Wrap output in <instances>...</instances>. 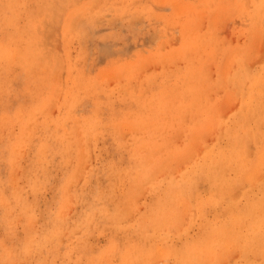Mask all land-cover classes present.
Returning <instances> with one entry per match:
<instances>
[{
    "label": "rangeland",
    "instance_id": "rangeland-1",
    "mask_svg": "<svg viewBox=\"0 0 264 264\" xmlns=\"http://www.w3.org/2000/svg\"><path fill=\"white\" fill-rule=\"evenodd\" d=\"M259 8L0 0V264H187L208 247L206 264H262L263 249H216L236 227L251 237L250 204L264 201V163L244 177L264 108L233 122L238 81L255 91L264 66Z\"/></svg>",
    "mask_w": 264,
    "mask_h": 264
},
{
    "label": "bare ground",
    "instance_id": "bare-ground-1",
    "mask_svg": "<svg viewBox=\"0 0 264 264\" xmlns=\"http://www.w3.org/2000/svg\"><path fill=\"white\" fill-rule=\"evenodd\" d=\"M263 2V1H262ZM241 3V2H240ZM242 4V3H241ZM262 6V5H261ZM259 7V6H258ZM244 8V7H243ZM241 9V8H240ZM239 9V10H240ZM256 9V8H255ZM260 9V8H259ZM260 10H262L261 12H264V10H263V8L262 9H260ZM260 10L258 11V9H257V11L258 12H260ZM13 14V13H12ZM255 22H258L259 24H260V22L258 21V19H257V21H255ZM258 23L257 24H255V25H258ZM260 26V25H259ZM262 26V25H261ZM262 27H264V26H262ZM253 28V27H252ZM262 29V28H261ZM260 29V30H261ZM262 30H264V28L262 29ZM261 32V31H260ZM263 32L264 31H262V34H263ZM258 33V32H257ZM256 33V35L258 36V34ZM252 35V34H251ZM254 36V35H253ZM251 37V36H250ZM256 37V36H255ZM253 40V39H252ZM231 51L233 50V48L232 49H230ZM254 52V50L252 49V48H249V46H247L246 47V50H243L242 51V54H241V59L244 61V65H246V62H247V58L249 59V56L251 55V53H253ZM228 53H230V52H228ZM250 53V54H249ZM230 56H231V54H229ZM228 55V56H229ZM249 55V56H248ZM231 59V58H230ZM229 59V60H230ZM232 62V64L234 63V61H231ZM227 63H228V61H227ZM262 63L264 64V61H262ZM229 65H231L230 63H229ZM233 66V65H232ZM231 67V66H230ZM226 68V67H225ZM224 68V69H225ZM233 68V67H232ZM231 69V68H230ZM230 69H226V70H224V72H223V79L224 80H222V81H226L227 80V77L229 78L228 80H229V83H227V84H229V85H231L232 87H231V89L233 90V83H234V80H233V78H231V76H228L229 75V73H228V70L230 71ZM234 69H235V66H234ZM234 74V73H233ZM230 75H232V72H231V74ZM233 76V75H232ZM249 78H252V76H246L245 77V79H241V80H239L238 81V84L239 85H242L243 84V92H242V95L239 97V101H238V107H237V109L235 110V112H234V114H233V122L235 123V125L236 126H239V124L240 123H244V120L247 118V116L248 115H250V114H252V113H256L255 112V106H258V105H261V106H263V108H264V101H260L259 100V104H258V102H257V100H258V98H256V95L258 96V97H262V96H264L263 95V88H264V66H261L260 68H259V73H258V75L257 76H255V77H253V80L250 82V83H252V85H254V88H257V89H255V91H254V89H253V87L252 88H250L249 89V87H247L248 88V90L249 91H247V90H245V85H247L248 83H245L244 84V81L245 80H247V79H249ZM227 82V81H226ZM249 83V84H250ZM226 87V85L224 86V88ZM251 87V86H250ZM246 88V89H247ZM227 89H229V88H227ZM230 89V91L232 92V90ZM257 90V91H256ZM229 91V92H230ZM228 92V91H227ZM229 94V93H228ZM227 94V95H228ZM256 94V95H255ZM227 95H226V98H227ZM229 97V96H228ZM263 98V97H262ZM258 110V112H259V110H260V107L257 109ZM262 111V110H261ZM215 112V111H214ZM213 112V113H214ZM209 114V113H208ZM256 114H258V113H256ZM252 116V115H251ZM254 116V115H253ZM255 116H257V115H255ZM214 117V119L212 118V116H211V118H212V120H215V115L213 116ZM209 119V118H208ZM205 120V119H204ZM210 120V119H209ZM249 120V119H248ZM223 121V120H222ZM213 121H210V123H208V125H212L213 126V124H211ZM218 122V120L216 121V123ZM215 123V122H214ZM233 123V124H234ZM249 124V123H248ZM247 124V125H248ZM155 126V125H154ZM212 126H210V128H212ZM216 126H217V124H216ZM223 126V125H222ZM221 126V127H222ZM230 126H232V125H230ZM241 126V125H240ZM252 126V125H251ZM214 127V126H213ZM222 129V128H221ZM240 129H242V128H240ZM237 130V129H236ZM241 130H239V132H240ZM255 131V130H254ZM222 132V131H221ZM231 132V131H230ZM250 133H251V130L249 131ZM248 133V132H247ZM249 133V134H250ZM217 134V133H216ZM220 134V133H219ZM218 134V135H219ZM228 134V133H227ZM255 134V133H254ZM215 135V134H214ZM217 135V136H218ZM222 135V134H221ZM251 135V134H250ZM216 136V135H215ZM224 136H226V135H224ZM240 136V135H239ZM219 137V136H218ZM217 137V138H218ZM256 137V136H255ZM214 138V137H213ZM232 138V137H231ZM229 139V138H228ZM227 139V140H228ZM215 140H216V138H215ZM226 140V141H227ZM247 141H248V139H246ZM253 140V139H252ZM224 141V140H223ZM225 141V142H226ZM222 142V141H221ZM220 142V143H221ZM227 142H229V141H227ZM249 142V141H248ZM247 142V143H248ZM224 143V142H223ZM230 143H231V141H230ZM243 143V141L240 143V144H242ZM215 144V143H214ZM227 144V143H226ZM222 145H224V144H222ZM228 146H230L229 144H227ZM249 145V144H248ZM238 146V145H237ZM140 147V146H139ZM222 147H224V146H222ZM263 148H259V150L256 152V158H255V162L252 164V169H250V170H248L247 172H245L244 174H245V178L247 179V178H250L253 174H255V173H258V172H260L259 170H260V168L262 167V165H263V163H264V146H262ZM141 148V147H140ZM139 148V149H140ZM236 148V147H235ZM152 149V148H151ZM154 149V148H153ZM135 150V149H134ZM240 150V149H239ZM226 151V150H225ZM241 151V150H240ZM210 152H211V150H210ZM239 152V151H238ZM242 152V151H241ZM241 152H240V155L242 156V154H241ZM212 153H213V151H212ZM209 154V153H208ZM208 154H207V156H208ZM223 154V153H222ZM237 154V153H236ZM215 155H217V153L215 154ZM149 156V155H148ZM155 156V155H154ZM153 156V157H154ZM210 156V155H209ZM214 156V155H213ZM231 156V155H230ZM142 157V156H141ZM216 157V156H215ZM223 157V156H222ZM221 157V158H222ZM138 158V157H137ZM226 158V157H225ZM225 158H224V160H225ZM164 159V158H163ZM166 159V158H165ZM180 159V158H179ZM215 159V158H214ZM223 159V158H222ZM221 159V160H222ZM151 160V159H150ZM206 160H208V159H206ZM227 160V159H226ZM217 161H219V155H218V159H217ZM229 161H230V159H229ZM162 162H163V160H162ZM222 162H224V161H222ZM147 163V162H146ZM145 163V164H146ZM150 163V162H149ZM164 163V162H163ZM211 163H212V168L214 167V166H219V170H217V172L218 173H222L221 171H222V168H223V165L221 164V162H212L211 161ZM148 165V164H147ZM146 166V165H145ZM164 166H166V164H164ZM206 166H207V164H206ZM222 166V168L220 169V167ZM148 169V168H147ZM150 169V168H149ZM164 169V168H163ZM216 169H217V167H216ZM204 170H205V168H204ZM203 170V172H205ZM147 172L149 171V170H146ZM167 171V170H166ZM192 171V170H191ZM220 171V172H219ZM166 174V173H165ZM219 175V174H218ZM171 187H172V185H170ZM175 185H173V187H174ZM171 190H173V189H171ZM175 191V190H174ZM173 191V192H174ZM171 193V192H170ZM169 193V194H170ZM174 193H176V192H174ZM173 194V193H172ZM171 194V195H172ZM177 194V193H176ZM179 194V193H178ZM175 197H177L176 195H174ZM171 198V197H170ZM172 199H174V197H172ZM177 201V200H176ZM181 201V200H180ZM183 201V200H182ZM181 201V202H182ZM257 201V200H256ZM248 206V205H247ZM253 205L252 204H250V207L253 209V210H256L255 211V213H253L251 210L252 209H250V211L252 212L250 215H251V220L253 221V230H252V236L251 237H249L248 236V238H244L243 236H242V234L241 233H239V231H238V229H237V227L235 228V231H233V233H232V238H230V237H227V238H224V239H222V240H219V242L218 243H216V249H219L220 251H222V253L223 252H225L226 250H230V249H233V247H234V245H235V241L240 245V247H241V251L243 252V253H247V254H252V255H258V256H261V249H263L264 250V219H260V217L261 216H263L262 214V212H264V201H260V202H257L256 203V205L254 206V207H252ZM246 210H248V208L246 209ZM250 213V212H249ZM249 213H248V215H249ZM242 215V214H241ZM159 216H161V215H159ZM242 216H244V215H242ZM264 217V216H263ZM160 218V217H159ZM161 218H163V217H161ZM239 218L240 217H238V220H239ZM248 218V217H247ZM233 219H234V217H233ZM146 220H148V219H146ZM155 220V222H156V219H154L153 218V220H152V222ZM159 220V219H158ZM162 220V219H161ZM237 220V219H236ZM244 220V219H243ZM245 220H247V219H245ZM240 221V220H239ZM145 222V221H144ZM148 222V221H147ZM149 222H151V221H149ZM148 222V223H149ZM151 222V223H152ZM162 222V221H161ZM232 222V221H231ZM236 223H237V221H235ZM234 222V223H235ZM242 221H240L239 222V225H241L239 228H241L243 225H245V223L244 222H242V223H244V224H240ZM157 223V222H156ZM156 223H155V226H156ZM233 223V222H232ZM147 225H149V224H147ZM152 226H153V224H151ZM167 225V224H166ZM238 225V226H239ZM251 225V224H250ZM143 226V225H142ZM165 226V225H164ZM169 226V225H168ZM140 227V226H139ZM147 227V226H146ZM158 227V226H157ZM157 227H154V228H157ZM162 227H163V225H162ZM161 228V226L159 227V228H157V229H160ZM248 228H250L251 229V227L250 226H248ZM213 229V228H212ZM248 230V229H247ZM213 231V230H212ZM248 232V231H247ZM247 232H246V234H247ZM217 233V232H216ZM250 233V232H249ZM213 236H214V234H213ZM246 236V235H245ZM204 237H206V236H204ZM214 239H215V237H214ZM214 239H212V240H214ZM205 243H208V242H205ZM206 245V244H205ZM208 245H210L209 243H208ZM199 246V245H198ZM212 246H215V244H212ZM211 247V246H210ZM212 248V247H211ZM214 248V247H213ZM209 249V247H208V249H206V250H201V251H203V252H201V253H199L198 251H196L195 249L194 250H191V252H190V254H188V259H187V264H189L190 262L191 263H193V264H206V262L204 263L203 262V260H205L206 259V257H207V254L208 253H211V254H214V253H212V252H210V251H212V250H214V249ZM201 249V248H200ZM138 252V251H137ZM183 254V253H182ZM218 254H220V253H218ZM217 254V255H218ZM25 255V254H24ZM122 255V254H121ZM214 255H216V254H214ZM26 257V256H25ZM129 257V256H128ZM182 257V256H181ZM263 257H264V251H263ZM208 258H210V257H208ZM207 258V259H208ZM126 259H127V257H126ZM211 259H213V258H211ZM16 260V259H15ZM124 260H125V258H124ZM182 260V259H181ZM185 260V259H184ZM182 262V261H181ZM13 263H14V261H13ZM177 263H179V262H177ZM213 264H215L216 262L215 261H213L212 262ZM8 264V263H7ZM41 264V263H40ZM262 264H264V261L262 262Z\"/></svg>",
    "mask_w": 264,
    "mask_h": 264
}]
</instances>
